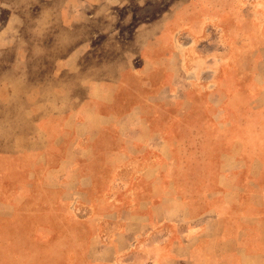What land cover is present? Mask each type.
<instances>
[{"label":"rangeland","instance_id":"374dc122","mask_svg":"<svg viewBox=\"0 0 264 264\" xmlns=\"http://www.w3.org/2000/svg\"><path fill=\"white\" fill-rule=\"evenodd\" d=\"M88 13L85 24H74ZM148 43L162 69L134 81L144 88L143 99L154 100L149 114L160 116V128L166 129V119L184 109L181 105L196 112L193 133L176 131L177 148L170 156L175 176L192 181L181 184L182 193L214 187L222 152L235 147L240 157L251 158L264 152V0H0V134L16 135L0 136V151H16L14 159H0V199L7 196L2 184L22 178L24 167L48 145L37 136L39 117L25 121V101L51 103L78 80L82 84L127 68L140 72ZM81 45L83 70L74 77L59 75L55 82V67ZM171 52L176 59L167 58ZM15 61L26 74L5 69ZM34 108L39 112L40 105ZM47 108L51 115L54 107ZM226 161L234 165L231 157ZM249 177L256 185L242 208L257 217L245 226L264 245V186L258 184L264 182V169L257 164ZM72 227L49 217L43 207L0 217V264L84 261L87 249L77 255L73 247L87 246V227L80 226L85 232L76 236Z\"/></svg>","mask_w":264,"mask_h":264},{"label":"crops","instance_id":"0c3cea01","mask_svg":"<svg viewBox=\"0 0 264 264\" xmlns=\"http://www.w3.org/2000/svg\"><path fill=\"white\" fill-rule=\"evenodd\" d=\"M87 17L74 24H85L89 13ZM152 44L142 51L140 72L127 68L82 84L78 80L51 103L25 101V121L39 117L44 134L37 136H44L48 145L24 167L22 178L2 184L7 196L0 199V217L16 218L32 206L73 225L75 236L85 232L80 230L85 224L87 246L77 244L73 250L79 255L86 248L87 258H74L71 264H264V245L245 226L257 216L242 208L256 185L250 170L257 164L264 169V152L252 158L240 157L235 147L222 152L214 187L206 193H182L181 184L192 181L175 176L170 156L177 148L175 132L193 133L196 112L185 111L186 103L184 109H174L179 113L166 119L167 130L160 128V116L149 114L154 100L143 99L137 80L162 69ZM83 49H72L55 67V82L59 75L80 74ZM176 56L171 52L167 58ZM18 64L5 69L26 74L27 68ZM38 105L39 112L32 109ZM49 105L54 107L51 115ZM0 136L16 135L7 131ZM15 155V149L0 151V159ZM229 157L234 165L226 161Z\"/></svg>","mask_w":264,"mask_h":264}]
</instances>
